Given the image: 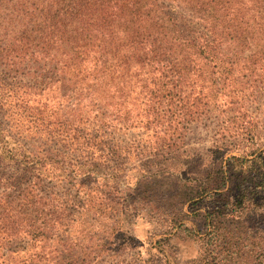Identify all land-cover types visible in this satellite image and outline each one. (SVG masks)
I'll list each match as a JSON object with an SVG mask.
<instances>
[{"label":"trees","instance_id":"obj_1","mask_svg":"<svg viewBox=\"0 0 264 264\" xmlns=\"http://www.w3.org/2000/svg\"><path fill=\"white\" fill-rule=\"evenodd\" d=\"M261 114L264 0H0V264H117L140 205L202 194L213 263L264 264Z\"/></svg>","mask_w":264,"mask_h":264},{"label":"rangeland","instance_id":"obj_2","mask_svg":"<svg viewBox=\"0 0 264 264\" xmlns=\"http://www.w3.org/2000/svg\"><path fill=\"white\" fill-rule=\"evenodd\" d=\"M260 129L258 141L261 149H264V116L261 114L259 120ZM213 130L196 125L188 132L184 149L192 152H200L205 159L206 165L211 158L208 150L213 142ZM263 145V146H262ZM195 163L192 164L194 166ZM168 182V183H167ZM171 184L165 181L162 184V191L165 197L171 195ZM232 192L229 196H234ZM213 201L209 195L202 194L193 200L180 205L183 213H177L172 206L167 203L156 205L154 208H146L140 205L139 215L133 219V223L128 227V248L123 246L116 252L113 261L117 264H215L211 260L215 257L211 254L208 257L207 250L211 247L208 243L205 213L211 207ZM145 207V208H144ZM147 209V210H146ZM181 217L180 227H174L172 220ZM256 225V224H255ZM253 226V230H256ZM187 228L190 232L184 230ZM258 243V241L256 240ZM121 243V240L118 241ZM209 247V248H208ZM208 248V249H207ZM246 248L245 256L251 255ZM257 246L252 247V255L248 258H226L222 256L221 264H263L260 263L257 254ZM109 258L105 257L103 262L109 264Z\"/></svg>","mask_w":264,"mask_h":264}]
</instances>
